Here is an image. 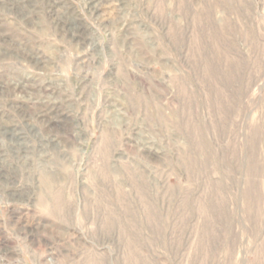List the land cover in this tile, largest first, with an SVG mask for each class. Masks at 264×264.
I'll return each mask as SVG.
<instances>
[{
    "label": "rangeland",
    "instance_id": "rangeland-1",
    "mask_svg": "<svg viewBox=\"0 0 264 264\" xmlns=\"http://www.w3.org/2000/svg\"><path fill=\"white\" fill-rule=\"evenodd\" d=\"M0 264H264V0H0Z\"/></svg>",
    "mask_w": 264,
    "mask_h": 264
}]
</instances>
